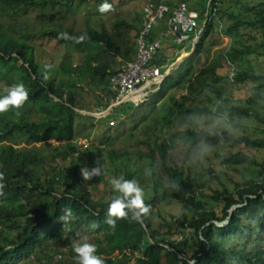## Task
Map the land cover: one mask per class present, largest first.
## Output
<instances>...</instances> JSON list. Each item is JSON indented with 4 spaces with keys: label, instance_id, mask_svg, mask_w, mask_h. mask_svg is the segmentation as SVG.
<instances>
[{
    "label": "trees",
    "instance_id": "16d2710c",
    "mask_svg": "<svg viewBox=\"0 0 264 264\" xmlns=\"http://www.w3.org/2000/svg\"><path fill=\"white\" fill-rule=\"evenodd\" d=\"M73 1L0 0V85H7L9 77L18 76L28 92V99L20 108L10 107L8 111L0 113V173L4 174V180L0 181L4 184L3 195H0V264H77L73 243L87 235H91L96 246L95 255L103 259L104 264H162L166 253L172 256L173 264H191L192 261L194 264H264V162H258L250 153L264 151V72L243 71L237 64L244 57H256L264 64V1L240 4L236 0L233 5H228L229 0H211L208 21L192 54L172 67L155 90L157 92L151 93L147 101L137 106L157 103L169 89L165 81L173 80V85H178L181 76L185 75L181 71L186 75L189 71L194 73L196 67L193 64L198 63L203 54L209 53L215 45L210 42V34H225L235 41L237 39L235 43L240 44L239 47L235 44L229 46L223 54L225 63L235 66L234 73L230 78L213 74L204 84L207 93L202 96L203 101L211 106L210 109L209 106L196 107L188 113L194 117L204 114L229 120H251L258 126L255 132L260 136H235L227 128L217 125L211 132L189 128L182 135L164 134L162 128L153 142L139 140L142 149H145L144 153L139 151L138 155L146 161L144 177L147 182L138 186L144 192L146 185L151 183L152 195L143 198L150 211L140 221L131 219V212L125 219L113 217L115 227L108 225L106 220L109 203L116 193L111 188L107 201L95 198L90 188L107 184V181L102 173L85 181L81 173L85 166L82 159L78 156L73 158L78 115L75 111L77 95L73 88L81 80L82 72L80 68L56 69L39 65L34 59V47L29 42L41 36L80 53L93 51L98 54L102 51L104 56L109 55L113 60L123 57L122 47L114 40L119 32H115L114 36L113 32L103 27L99 18L95 20L96 26L88 24L82 31L64 29L59 25L29 33L24 22H21L22 17L36 10L67 11ZM87 1L78 0L80 4ZM238 5H242V9ZM205 11L199 13V19H205ZM215 20L224 24L219 32L215 29ZM23 26L25 32H21ZM245 31L257 33L258 36ZM61 33L86 38L77 43L73 39L59 38ZM247 41H251V44ZM160 51L153 63L165 74L179 56L170 58L166 64V57ZM85 65L86 71L108 80V90L103 98L106 100L101 101L98 109L104 110L109 107L112 98L109 78L117 70L111 69L108 64L93 65L88 60H85ZM186 68L189 70L185 71ZM172 71L176 75H172ZM45 74L47 79L44 78ZM56 75L61 76L58 83ZM65 76L74 78L65 83L62 78ZM245 86H250L248 97L234 100L231 90ZM3 95L6 93L0 92V96ZM168 99L174 106L167 109L169 113L182 115L187 112L183 103L175 100L172 94ZM131 117L130 114L127 118ZM114 119L118 125L112 127L107 124V132L100 143L111 141L113 133L119 132L121 115ZM129 137L134 138L130 132ZM48 141L61 143L50 150L49 156L46 155V148L35 147ZM176 141L201 144L208 148L223 147L226 149L224 155L215 153L221 166L238 172L240 168L244 171L253 168L258 179L242 175L241 181L232 182L233 188L230 189L211 169L203 167V171L217 180L221 188L212 189L210 195L203 192V186H197L194 190L191 172L167 158L168 148ZM87 143L85 149H92L90 157L106 151L100 146L103 144L97 146L88 140ZM67 145L69 147L66 149ZM57 157L63 162L69 161L68 165L61 169L55 163ZM107 157L112 168L121 163L129 169H126L124 180L133 179L136 172L127 166L130 164L127 152L109 149ZM92 168L100 169L90 165L89 170ZM103 171L106 175L112 173ZM112 174L119 178V174ZM165 196L181 206L180 215L169 217L176 231L167 225L165 218H161L164 221L161 228L154 226L151 219L155 213L158 214L155 210ZM234 206L240 207L233 211L229 223L218 227L216 223L227 220ZM68 209L72 210L75 219L66 222L63 217ZM93 223L98 227L93 228ZM177 234L181 235L179 241L174 239ZM57 254L60 260L53 262ZM113 254H122V257L113 259Z\"/></svg>",
    "mask_w": 264,
    "mask_h": 264
},
{
    "label": "rangeland",
    "instance_id": "374dc122",
    "mask_svg": "<svg viewBox=\"0 0 264 264\" xmlns=\"http://www.w3.org/2000/svg\"><path fill=\"white\" fill-rule=\"evenodd\" d=\"M146 1L147 0H107V2L112 5V10L106 13H101L98 11V8L104 2V0H88L87 2L81 4L78 2V0H74L71 3L72 9L70 7L67 11L59 8L56 9H59V11L36 10L34 12L28 13L24 18H21V22H24L29 33L37 32L38 30L47 27L57 28L59 25H61V27L64 29L82 31L87 28L88 24L91 26H96L95 20L97 18H99L101 23H103V27L106 30L113 32L114 36L115 32H119L118 35L116 34L117 37H114V40L122 47L123 57H117L113 60L110 59L109 55L104 56L102 51L98 52V54L94 53L93 51L80 53L75 51L74 48L72 49L66 47L65 45H60L53 40L43 38L41 36H38L29 42L34 47V59L39 65H49L56 69L69 67L74 68L75 70L80 68L79 70L82 72L80 75L81 80L77 82V86L73 88L77 95L75 100L76 108L78 111L93 113L95 115H83L77 112L78 115L75 121V148L73 158L78 156L82 159L83 165H85L82 167V169H89L90 165H96L100 167L101 173L104 179L107 181V184L103 183L96 185L95 187H91L90 190L95 198H98L102 201L108 200L109 190L112 188L110 180L112 178H116L112 173L119 174L120 178L121 176L124 177V175H127V170H129L121 163L119 165L116 164L115 167L112 168L111 162L107 157V151L109 149H113L119 153L127 152L130 155V164L127 166H130V168L136 172L133 179L131 180H135L138 185H145L147 182V179L144 177V173L146 171V166L144 167V164L146 161L144 159H140L139 157L140 153L145 152V149H142L143 146L139 144V140H149L153 142L162 128L164 134L182 135V133L189 128L197 131L205 130L211 132L217 125H219L223 128H227L228 131L235 136H240L243 134H247L252 137L260 136L258 132H255V129L258 128V126L251 120H229L226 117H208L204 114L194 117L191 115V113H188L190 110L196 107L200 108L203 106H209L206 101H203L202 96L207 93V88L204 86V84L209 82V78L213 74L230 78L234 73L233 67L235 66H228L224 61L223 54L229 48V46L231 47L235 44L234 46L239 47L240 44L235 43L238 42L237 39L235 41V39L225 34L220 36H216L213 33L210 34V42L215 45L211 48L209 53L203 54V57L198 63L193 64V66L196 67V71L194 73L189 71L188 75H186L184 71H181L182 74H185L186 76H181V79L179 80L180 83L178 85H173L175 83L173 80L171 82L165 81V83L169 85H167L169 89L165 91V95L162 99L157 101V103L151 105L144 104L140 107H135L133 104L125 103L113 108L107 117L100 116L103 115V113L108 108L107 107L106 109L97 112L101 101L106 100L103 98H105V94L108 90H106L108 80L107 78L100 77L95 73L86 71L87 69L85 60L91 61L93 65L108 64L110 68L114 70H119L124 67L127 62L132 61L136 54L135 35L137 30L139 31L141 27L142 7ZM210 1L211 0H186V3L189 9L194 10L199 14L204 9H207V5ZM233 1L236 0H229L228 2L226 0L228 5H233ZM239 1L240 4H256L259 1L264 0ZM238 6L239 9H242V5ZM122 23H125L128 26L122 25ZM213 23L215 26H217L215 29L218 32L224 25L223 22H218V20H215ZM159 25L152 31L153 38L158 37L160 33L164 32V21L160 22ZM204 25V21L199 19V28H202ZM25 27H22L21 32H25ZM245 32L258 36L257 33L250 31ZM192 37L193 35L191 34L189 39L181 44L173 43V36L168 38L163 37L161 41L160 52H162L164 57H166L164 63L166 61V64H168L170 62V58L179 56V58H177L172 64L174 67L181 60L188 58L192 54L195 46L191 45ZM208 41L209 39L206 40V44ZM250 44H246V46H249ZM182 52L184 54H181ZM237 64L238 67L243 71H250L256 74L264 72V64L262 63L261 59H257L256 57H244ZM176 69H179V67ZM168 70L169 68L167 69L166 73ZM186 70L189 69L186 68L185 71ZM172 75H176V72L172 71ZM56 76L55 79L58 83L61 79V76ZM62 78L66 83L68 80L72 81L74 76H65ZM8 79L9 84L0 85V92L5 93L4 89L6 87L21 82L18 76H13L12 78L9 77ZM158 87L159 85L152 86L149 89L150 94H153V92L158 89ZM249 92L250 86H245L241 87L240 89H232L231 95L233 96L234 100H244L246 97H248ZM169 94H172L175 100L183 103L184 110H187L186 113L179 115L172 114L167 111V109L174 107L172 102L168 99ZM210 107L211 106H209V109ZM101 112L103 113L101 114ZM130 114L132 117L127 118ZM118 115H121L122 123V125H120L117 129L119 132L113 133L114 136L112 137L111 141L100 143L103 140V134L107 132V124L110 126V122L114 121L115 124L112 125V127L118 125L114 119ZM36 119H38V116ZM113 130L116 131V129ZM129 132L134 138L129 137ZM87 140L89 143L95 144L97 146L103 144L100 146H102L101 148L106 151H103L99 156L94 153L90 157V152L92 149H85L83 146V142ZM60 145L61 143L59 142L48 141L43 145L37 144L35 147L46 148V155L49 156L50 150ZM68 147L69 145H67L65 148L67 149ZM242 151L248 154H253L258 162H264V151H251L250 153L245 150ZM215 153L222 156L226 153V149L223 147L208 148L201 144H182L179 141H176L168 148L167 158L168 160L175 161L178 165H183L185 170H189L193 177V189L196 190L197 186H203V192L207 195L211 194L212 189H220L221 185L217 180L205 173L203 171V167L211 169L214 174L219 176L221 182L230 189L233 188L232 182L241 181L242 175L251 179H258L256 173L253 172V168H248L246 171L240 168V172H238L231 168H225L221 166L219 160L215 156ZM68 162L69 161L63 162L59 157L55 159V163H57L61 169L65 168L68 165ZM103 170L110 171L112 173H107L108 175H106L104 174ZM130 171H128V174ZM146 186L147 187L143 192V198H149L152 195L151 183L147 184ZM159 203L160 204L158 205V208L155 210L158 212V214L155 213L151 218L154 226L161 228L162 224H164L162 219L165 218L166 220H164L166 221L167 225L171 226L172 230L176 231L175 225L169 217L171 215H180L182 212L181 206L168 196L162 197ZM180 238V234L174 236V239L177 241H179ZM83 239H87V242L94 245L91 235H87L85 237L82 236L77 241H82ZM59 252H61V250H59ZM125 255L127 254L125 253ZM120 257H122V254H113L111 256L113 259ZM56 260H60L59 254L56 255L53 262H56ZM162 264H173L172 256L167 253L164 254V257L162 258Z\"/></svg>",
    "mask_w": 264,
    "mask_h": 264
},
{
    "label": "built area",
    "instance_id": "2783aa9c",
    "mask_svg": "<svg viewBox=\"0 0 264 264\" xmlns=\"http://www.w3.org/2000/svg\"><path fill=\"white\" fill-rule=\"evenodd\" d=\"M209 3L204 14V24L209 18ZM198 20L199 14L189 9L184 0H180L172 8L164 0H147L142 7L141 27L135 38V57L109 78V91L112 96L110 106L130 103L137 107L147 101L149 89L160 85L170 71L162 74L160 67L153 63L161 49L162 38L173 36V43L181 44L192 34L191 45L194 46L205 27L204 25L199 28ZM162 21L164 32L153 38L152 31ZM104 114L100 116L104 117ZM114 124V121L110 122V125ZM87 144V141L83 142L84 147Z\"/></svg>",
    "mask_w": 264,
    "mask_h": 264
},
{
    "label": "clouds",
    "instance_id": "9594fccd",
    "mask_svg": "<svg viewBox=\"0 0 264 264\" xmlns=\"http://www.w3.org/2000/svg\"><path fill=\"white\" fill-rule=\"evenodd\" d=\"M111 10L112 5L109 4L107 0H104V2L98 8V11L101 13H106ZM59 38L73 39L79 43L84 41L86 37H69L67 33H61ZM19 63H21V61H19ZM45 67L48 66L46 65ZM44 78H48L47 74H45ZM4 91L6 95L0 96V113L8 111L10 107L18 109L28 99V92L23 83L6 87ZM97 112H99V110H97ZM17 115H19V113H17ZM106 116L107 115H104V117ZM81 171L82 177L85 181L101 175V170L99 168H92L91 170L88 168H83ZM3 180L4 174L0 173V181ZM110 184L112 186L113 192L116 193V195L112 197L108 206V219L106 220L108 225L115 227V220L112 218H128L129 212L132 213L131 219L135 221H140L142 216H146L149 213L150 206L145 204L143 199V190L138 186L135 180H124L121 176L120 178H112L110 180ZM3 188L4 184L0 183V195H3ZM126 209L128 211H125ZM63 219L66 222L71 219H75L71 209L67 210V214L63 217ZM92 227L96 228L98 225L93 223ZM73 251L76 253L77 264H104L103 259L95 255L96 246L87 242V239L75 241L73 243Z\"/></svg>",
    "mask_w": 264,
    "mask_h": 264
},
{
    "label": "water",
    "instance_id": "95a60500",
    "mask_svg": "<svg viewBox=\"0 0 264 264\" xmlns=\"http://www.w3.org/2000/svg\"><path fill=\"white\" fill-rule=\"evenodd\" d=\"M172 67H173V65H171V66L169 67V70H170ZM114 107H115V106H109V107L107 108V110L104 112V113H105L104 115H108L109 112H110ZM75 111L78 112V113H80V114H83V115H90V116H94V115H95V114H93V113H85V112H83V111H78V110H75ZM239 207H240V206H234V207H232L231 210L229 211V217L227 218V220H225V221H223V222H221V223H216V225H217L218 227H223V226L227 225V224L229 223V220H230V217H231L233 211H234L235 209L239 208ZM194 263H195L194 261L191 262V264H194Z\"/></svg>",
    "mask_w": 264,
    "mask_h": 264
},
{
    "label": "crops",
    "instance_id": "0c3cea01",
    "mask_svg": "<svg viewBox=\"0 0 264 264\" xmlns=\"http://www.w3.org/2000/svg\"><path fill=\"white\" fill-rule=\"evenodd\" d=\"M166 3H170L173 7L180 1V0H164ZM186 2V0H184ZM187 4V3H186ZM160 26V25H159ZM161 27V26H160ZM137 35V33H136ZM168 38V37H167ZM191 52V51H190ZM181 54H184L183 52Z\"/></svg>",
    "mask_w": 264,
    "mask_h": 264
}]
</instances>
